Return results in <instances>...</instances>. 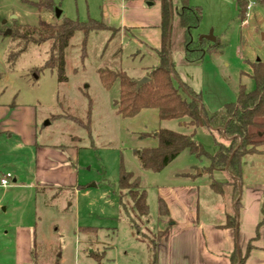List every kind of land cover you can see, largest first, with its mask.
<instances>
[{"label": "rangeland", "instance_id": "rangeland-1", "mask_svg": "<svg viewBox=\"0 0 264 264\" xmlns=\"http://www.w3.org/2000/svg\"><path fill=\"white\" fill-rule=\"evenodd\" d=\"M246 1L253 5L246 8L241 19L236 0L223 3L221 11L208 0H202L198 27L216 40L192 46L205 49L210 44L215 47L213 51L204 50L199 65H184L179 62V50H173L176 72L201 93L204 107L209 111L235 101L240 85L252 90L255 87L251 78L252 64L264 61V0ZM38 3L39 0H0V111L11 110L12 106L17 110L30 107L36 112V141L40 146L75 148L80 187L35 188L34 148L21 146L14 132L20 118L7 119L4 125L13 133L11 136L8 132L0 134V173L9 172L16 181L6 188L0 187V264H15L16 226L31 229L40 264H54L56 260L58 264H95L85 247L96 254L104 252L102 264L149 263V245L155 243L159 234L154 226L157 206L153 196V183L159 175L142 169L137 152L156 139L153 132H140L144 119L131 117L130 120L116 115L112 99L118 94L117 85L104 89L96 69H122L129 77L136 78L146 74L141 71L142 67L151 68L154 62L146 50L124 39L117 31L108 30L91 33L84 65L79 62V35L72 39L65 66L67 80L63 82L57 80L55 71L42 68L49 42L32 45L8 62L13 24H54L65 17L79 21L100 20L102 0H51L50 8L40 7ZM56 10L61 12L60 16H56ZM87 116L89 134L83 127ZM177 122L162 121L160 127L183 134L193 132L194 139L208 155L216 153L217 142L229 143L228 138L203 125L193 130ZM259 138L264 139V133ZM258 150L243 159L242 190L248 183L264 184V144L259 145ZM189 154L188 150H183L163 168L160 179L164 181L173 171L180 170L190 176L200 171L203 197L206 195L204 185L210 180L221 181L224 174L213 171L210 177L208 158ZM120 165L134 173L128 179V189L118 188ZM136 177L140 180L139 188L148 191L147 221L135 215L130 207L129 191L135 190ZM57 188L62 190L56 191ZM119 197L127 215L121 209ZM79 226L97 227L96 237L79 233ZM5 230L9 231L6 238L2 237ZM85 240L89 244L85 245Z\"/></svg>", "mask_w": 264, "mask_h": 264}, {"label": "trees", "instance_id": "trees-1", "mask_svg": "<svg viewBox=\"0 0 264 264\" xmlns=\"http://www.w3.org/2000/svg\"><path fill=\"white\" fill-rule=\"evenodd\" d=\"M180 7L175 12L179 16L180 24L184 28V55L188 62H194L201 58L204 50L213 51L215 47L208 46L203 49L193 48L198 41L192 39V30L196 28L201 20L199 6H189L186 0H179ZM241 19L246 13L247 1L236 0ZM161 3V38L160 47L155 50L157 64L147 68L145 76L148 80L137 85L134 78L129 77L122 69L109 67H98V75L101 86L109 90L113 85H117V98L112 105L116 115L121 118H131L143 108H154L161 120H176L179 123L193 127L205 126L207 129L217 131L222 137L228 138V144L217 142V151L213 155H208L202 145L193 137V132L183 134L167 128H159L153 132L156 145L141 148L137 152L138 161L142 169L158 172L166 167L183 150L197 157H207L208 173L213 171H226L230 177L233 191L234 213L226 215L225 226L237 227L236 217L239 215L240 194L242 192V164L244 157L259 152L258 147L264 144V139L259 138L264 133V61H255L252 64L251 78L255 81L252 90H246L244 85H240L235 101L225 103L221 108L209 111L204 107L201 93L196 92L190 85L178 79L174 67V61L170 48L171 23L174 14L172 0H160ZM39 6L51 7V0H39ZM10 39L12 45L8 54V62H12L22 52L32 45H40L49 42L47 59L42 68L55 71L57 80L63 82L67 80L65 66L68 62L67 51L71 46L72 39L78 34L79 62L84 65L87 57L88 39L93 32L97 31H118L104 24L100 20L88 18L86 21L63 18L59 23L39 22L36 25L13 24ZM112 39H107L106 43ZM204 41V40H202ZM91 105V100L88 99ZM84 129L89 134V117H86ZM134 173L126 171L122 165L119 167L118 188L128 189V179ZM135 190L129 191L130 207L138 217H143L147 221L149 218V208L146 200V192L139 188V177ZM137 182V181H136ZM211 187L215 192L222 190V183L211 181ZM80 187V185H78ZM57 188L56 191H61ZM60 193V192H59ZM58 193V194H59ZM121 209L127 215L123 207ZM158 211L160 215L166 214L167 210L163 203H159ZM261 217L258 226L264 224V206L261 209ZM78 232L87 236L96 237L98 228L94 226H79ZM160 234V232H159ZM158 234V236H159ZM158 239V237H157ZM156 239V240H157ZM85 245L89 244L86 240ZM150 246V264L155 261L154 246ZM251 248V241L248 243L246 251ZM88 256L95 264H102L103 253H94L89 247H85ZM246 254V253H245ZM233 253L232 264L242 263L246 255ZM31 264H40L35 246L31 251ZM54 264H58L56 260Z\"/></svg>", "mask_w": 264, "mask_h": 264}, {"label": "crops", "instance_id": "crops-1", "mask_svg": "<svg viewBox=\"0 0 264 264\" xmlns=\"http://www.w3.org/2000/svg\"><path fill=\"white\" fill-rule=\"evenodd\" d=\"M208 1L212 7L215 5L221 11L223 3L229 0ZM201 2L202 0H186L189 6H199ZM172 5L174 7L170 37L172 58L174 57L173 50L177 48L182 55H180L179 62L184 65H199L201 58L194 62H188L185 59V31L175 12L180 7V1L172 0ZM100 14V21L113 28H118L117 32L122 34L124 39L127 38L129 42L147 51L149 58L154 62L152 66L157 64L155 50L160 47L161 38L160 0H102ZM198 26L192 30L193 34L191 33L192 39L198 41V45H202V40L204 42L211 39L216 40L214 36L208 37V32L200 30ZM146 68L148 67H142L141 71H146ZM176 73L180 81L187 83L186 78L182 76V79L179 73ZM140 75V77L131 78L138 79L145 76V74ZM116 98L117 96H114L112 102ZM1 111L0 134L8 132L11 136L13 132L6 129L7 126L4 123L7 119L12 121L16 117L20 118L19 125H15L14 132L21 146L34 148L33 186L35 188L46 185L76 188L78 186L77 150L67 145L63 147L47 144L40 146L36 141V112L32 108L17 110L12 106L11 110L7 108L5 112L1 113ZM132 118L145 120L140 128L143 134L156 131L161 128L160 123L166 121L159 119L154 108H143ZM177 124L184 126L183 123L177 122ZM154 145L156 141L145 144V147ZM163 171L162 169L154 172L159 175L153 183V196L157 206L154 226L160 234L155 241L153 264H232L231 256L234 252L242 256L246 253L244 261L238 264H264V224L257 225L262 215V206H264V184L248 183L245 185L239 196L237 227L233 228L224 225L226 215L234 213L233 191L227 172L218 171L224 174L221 181L215 180L223 184L220 192L212 189L210 185L212 180H210L204 185L206 195L201 197L202 185L199 184V179L202 174L200 171L194 176L185 175V172H180V170L173 171L164 181H161L160 175ZM209 176L211 177L212 173ZM145 192L147 197L148 191L145 190ZM159 203H163L166 207V214H159ZM8 234L9 231L5 230L2 237L6 238ZM250 241L251 248L246 251ZM33 243L29 227L16 226L14 228L15 264H31ZM148 255L150 257V252ZM144 264L150 263L146 261Z\"/></svg>", "mask_w": 264, "mask_h": 264}, {"label": "built area", "instance_id": "built-area-1", "mask_svg": "<svg viewBox=\"0 0 264 264\" xmlns=\"http://www.w3.org/2000/svg\"><path fill=\"white\" fill-rule=\"evenodd\" d=\"M253 5V2H247V9ZM14 177L11 173L6 172L0 176V187L6 188L12 184Z\"/></svg>", "mask_w": 264, "mask_h": 264}, {"label": "water", "instance_id": "water-1", "mask_svg": "<svg viewBox=\"0 0 264 264\" xmlns=\"http://www.w3.org/2000/svg\"><path fill=\"white\" fill-rule=\"evenodd\" d=\"M60 13L61 12L59 10H56V16H60ZM7 33H10V29H7ZM147 80H148V77L143 76V77L137 79L136 83H137V85H140V84L146 82Z\"/></svg>", "mask_w": 264, "mask_h": 264}]
</instances>
